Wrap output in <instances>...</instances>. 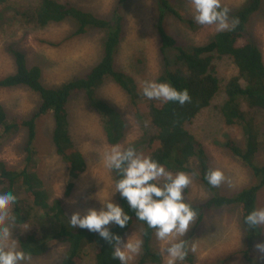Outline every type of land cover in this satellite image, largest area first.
Listing matches in <instances>:
<instances>
[{
    "label": "trees",
    "instance_id": "obj_1",
    "mask_svg": "<svg viewBox=\"0 0 264 264\" xmlns=\"http://www.w3.org/2000/svg\"><path fill=\"white\" fill-rule=\"evenodd\" d=\"M126 3L127 0L119 1L121 6ZM153 3L157 13L154 29L164 65V71L156 82H166L177 90L186 89L190 101L183 105L146 99L138 90L135 79L119 68L117 58L125 37V17L118 9L107 17H98L66 0H38L33 6L15 11L17 22L33 29L70 22L74 28V36H85L91 31L104 33L97 63L86 73L56 86H46L43 83L41 69L29 66L22 50L13 46L7 48L13 59L14 72L0 79V89L25 88L38 98L36 108L27 118L10 117L0 104V146L4 141L23 134V163L16 169H9L0 161V190H11L17 197L10 214L14 217L13 225L23 231L15 235V240L19 243L18 247L30 257H41L52 244H63L66 250L58 264H82L90 252L94 264H119L112 257L109 243L95 233L69 225L61 201L49 199L35 172L36 126L42 117L48 115L53 121L51 144L65 166V197L71 194L75 182L86 171L85 158L70 136L68 103L72 98L83 100L98 117L109 146L119 145L124 140L127 127L125 120L120 112L98 95L99 89L110 82L128 97L133 112L141 120L146 156L163 164L172 174H194L207 191L206 199L196 203L188 199V187L183 190L185 202L197 213L190 237L195 234L207 213L237 206L245 248L241 251V256L247 264H264V260L252 254L254 246L262 240L264 228L262 225L249 228L244 223V217L250 211L259 209V193L264 189V164L256 162L264 141V126L258 125L254 119L256 113L264 114V60L257 45L247 39L250 22L261 11L263 0H245L232 12L227 10V22L232 25L214 32L207 43L192 47L179 45L165 30L164 24L167 18L174 16L193 29V20L182 19L169 0H153ZM221 9L226 8L221 6ZM169 51H173L172 61L169 60ZM223 57L228 58L236 71L221 83L215 60ZM220 94L224 97V102L219 107L224 125L238 127L242 136L240 144L228 139L223 146L250 171L252 177L249 186L236 190L231 195H221L220 186L212 187L208 184L205 174L211 168L205 149L186 128ZM142 101L143 107L139 108ZM111 173L115 181L118 177L115 172ZM117 202L131 218L123 229L111 225L110 230L123 241L137 228L141 247L136 264H161V253L154 247V230L135 219L134 212L118 194ZM182 264H194L193 254L187 252Z\"/></svg>",
    "mask_w": 264,
    "mask_h": 264
},
{
    "label": "rangeland",
    "instance_id": "obj_2",
    "mask_svg": "<svg viewBox=\"0 0 264 264\" xmlns=\"http://www.w3.org/2000/svg\"><path fill=\"white\" fill-rule=\"evenodd\" d=\"M37 1L0 0L2 21L0 23V79L14 72L13 59L7 50L9 46H13L24 52L29 66H38L41 69L42 81L46 86H56L76 75L86 73L97 63L104 33L91 31L85 36H74V28L70 22L50 24L44 29H33L17 22L15 11L33 6ZM66 1L98 17H107L115 9L124 15L125 37L120 46L117 63L121 70L135 79L139 91L143 81H156L162 74L164 65L159 54L158 37L154 29L157 13L153 0H127V3L122 6L119 5L120 0ZM244 1L220 0V5L232 12ZM169 2L181 14L182 19L193 20L195 25L191 29L188 23L174 16L166 19L165 30L179 45L187 47L203 45L209 41L214 32H217L215 25H200L194 21L190 0H169ZM227 23L229 27L232 25ZM247 39H251L250 41L257 45L264 60V0L261 11L250 22ZM168 56L172 61L173 51H169ZM215 65L221 83L235 74L236 69L228 58L216 59ZM98 95L120 112L126 122L125 137L119 146L127 148L133 145L137 152L146 155L144 136L140 128L141 120L133 112L128 97L118 86L110 82L99 89ZM223 102L224 97L220 94L186 128L202 143L211 170L218 169L224 174L225 180L219 185L220 194L231 195L236 190L249 186L252 177L250 171L223 146L228 139L238 144L242 140L238 127L224 125V120L219 114V107ZM37 103V96L25 88L0 89V104L10 117L27 118L36 108ZM143 103V101L140 102L138 107L142 108ZM143 113L144 110L141 114ZM68 118L72 142L83 154L87 164L86 171L75 182L69 196L64 195L65 166L55 154L51 144L53 125L51 116L42 117L37 122L34 145L35 172L42 181L49 199H59L69 217L73 211L99 208V203L112 193L114 180L111 171L104 166V153L111 146L105 141L98 117L83 100L72 98L68 103ZM254 119L258 125L264 126L263 113H256ZM144 124H146L145 120ZM22 139L23 134L20 133L16 138L4 141L0 146V161H3L9 169H16L23 163ZM256 162L264 164V141L256 156ZM186 174L191 180L187 186L188 199L196 203L205 200L208 193L197 177L192 173ZM259 195V208H264V189ZM86 197L89 199H85ZM71 200H75V204H71ZM112 201L118 204L117 194L112 197ZM193 225L194 222L189 226L190 233L187 232L184 237H171L169 243L184 239L188 252L193 254L194 264H247L241 256V251L245 248L237 206L207 213L201 225L196 228L195 234L190 237ZM110 226L111 224L108 227ZM262 226L264 228V225ZM10 227L13 228L11 239H15V235L23 231L22 228L13 224ZM126 238L140 239L137 228H134L123 241ZM259 243H264V234ZM166 246H168L166 242L159 241L154 236V247L162 256L161 264H165V253L162 249ZM65 250L66 247L63 244H52L43 256L30 257L28 264H58ZM252 254L264 260V254L258 253L255 247ZM136 258L137 254L133 255L127 264H136ZM82 264H94L91 252Z\"/></svg>",
    "mask_w": 264,
    "mask_h": 264
},
{
    "label": "clouds",
    "instance_id": "obj_3",
    "mask_svg": "<svg viewBox=\"0 0 264 264\" xmlns=\"http://www.w3.org/2000/svg\"><path fill=\"white\" fill-rule=\"evenodd\" d=\"M190 3L197 24L215 25L216 31L229 27L227 9H221L220 0H190ZM141 92L148 100L180 105L190 101L186 89L177 90L166 82L143 81ZM103 160L105 168L115 172L118 177L112 193L99 203V208L71 212L67 219L69 225L97 234L111 245L113 259L118 260L119 264H127L133 255L139 253L141 240L126 238L122 242L121 237L108 227L111 224L123 229L131 218L121 205L112 201V197L118 194L134 212L135 219L153 229L157 240L168 244L162 249L165 264H182L188 252L186 241L179 239L169 243V240L171 237H184L197 215L183 196V190L191 183L190 176L184 172L173 175L163 164L137 152L132 146L121 148L113 145L104 153ZM205 179L210 186L217 187L225 177L215 169L206 172ZM16 200L13 191L0 190V264H28L30 260L28 253L18 247V241L10 238L13 229L10 225L14 223V217L9 209ZM75 202L70 201L71 204ZM244 223L249 228L264 225V208L250 211L244 217ZM254 247L258 253L264 254V243H257Z\"/></svg>",
    "mask_w": 264,
    "mask_h": 264
},
{
    "label": "bare ground",
    "instance_id": "obj_4",
    "mask_svg": "<svg viewBox=\"0 0 264 264\" xmlns=\"http://www.w3.org/2000/svg\"><path fill=\"white\" fill-rule=\"evenodd\" d=\"M177 2V1H176ZM72 3V2H71ZM162 9V8H161ZM237 11V10H236ZM196 26H197V24H196ZM234 30V29H233ZM101 31V30H100ZM249 40V39H248ZM251 40V39H250ZM219 52V51H218ZM111 57V56H110ZM110 59V58H109ZM231 68V67H230ZM252 93V92H251ZM245 95V94H244ZM243 95V96H244ZM258 95V94H257ZM41 121H43V120H41ZM261 140V139H260ZM262 141V140H261ZM85 155V154H84ZM89 157V156H88ZM81 162H82V160H81ZM83 164V163H82ZM236 197V196H235ZM187 201V200H186ZM229 205V204H228ZM207 217V216H206ZM131 223V222H130ZM148 231V230H147ZM189 232V231H188ZM190 233V232H189ZM252 235V234H251ZM194 237V236H193ZM147 239V238H146ZM255 239V238H254ZM207 242V241H206ZM145 246V245H144ZM191 246V245H190ZM238 246V245H237ZM146 247V246H145Z\"/></svg>",
    "mask_w": 264,
    "mask_h": 264
}]
</instances>
